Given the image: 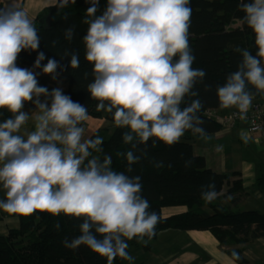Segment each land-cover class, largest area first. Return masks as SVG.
<instances>
[{"label": "clouds", "instance_id": "9594fccd", "mask_svg": "<svg viewBox=\"0 0 264 264\" xmlns=\"http://www.w3.org/2000/svg\"><path fill=\"white\" fill-rule=\"evenodd\" d=\"M75 2L49 0V5L63 9ZM85 2L89 7L83 22L88 27L82 40L85 60L93 66L87 92L98 102L97 111L111 113L116 127L128 129L122 134L123 143L132 145L135 137L138 144L153 140L172 146L185 131L204 135L203 120L195 115L203 107L201 101L194 99L181 108L185 96L198 95L194 85L206 76L193 67L190 0H106L102 10L100 0ZM238 7L254 34L257 51L236 50L242 60L216 94L221 108L235 107L244 120L254 98L248 86L264 92V0H240ZM65 35L71 41L74 28L66 29ZM39 46L27 12L16 3L0 7V110L11 113L0 122V190L5 194L0 210L18 216L37 211L63 214L79 220L80 234L65 238V248L85 246L105 257L107 264L117 257L132 261L127 241L151 239L159 217L149 211L150 203L141 194L140 176L113 170L107 156L103 160L92 156L90 150L101 151L103 139L84 138L88 109L59 87L49 92L39 85L34 69L56 80L59 63L48 59L42 64L46 57L40 52L32 69L17 66L22 51L35 52ZM79 66V56L72 54L71 69ZM28 103L35 110L25 111ZM29 121L32 129L26 127ZM240 135L246 142L248 134ZM135 147L122 153L128 172L141 159L134 155ZM154 165L162 167L163 162ZM218 196L209 191L202 199L207 204ZM239 259L238 253L231 254L232 264Z\"/></svg>", "mask_w": 264, "mask_h": 264}, {"label": "trees", "instance_id": "16d2710c", "mask_svg": "<svg viewBox=\"0 0 264 264\" xmlns=\"http://www.w3.org/2000/svg\"><path fill=\"white\" fill-rule=\"evenodd\" d=\"M105 3L106 0H100L101 10ZM239 3L240 0H190L192 15L189 46L195 56L193 67L204 70L206 76L194 85L193 91L198 95L185 96L181 108L190 105L194 99L201 101L203 107L195 115L203 120L205 134L185 131L180 141L172 146L153 140H149L147 145L138 144L135 137L132 145L124 144L122 134L128 129L116 127L111 113L97 111L98 102L91 99L87 92V86L93 79V66L85 60V45L82 40L88 27L83 22L89 7L85 0H76L75 4L70 3L63 9L49 7L33 21L40 38V46L35 52L22 51L19 62L33 67L38 53L42 52L46 57L42 64H46L48 59L59 63L57 75L69 80L68 96L84 105L89 116L104 119L114 126L113 134L106 140L103 139L101 131H96L91 136L92 139L97 136L103 139L101 151L90 150L92 156L102 159L106 153H110L114 158L113 170L125 172L129 176H140L143 185L141 194L150 203L149 211L156 212L159 217L155 236L151 239L144 237L143 241H139V238L127 241L128 253L133 247L151 251L159 235L168 230L207 231L222 247L243 246L264 239V213L257 210H236L246 197L243 180L240 177L232 179L240 174L214 172L207 167L204 157L195 155L193 146L196 139L216 133L225 125L216 117L223 116L229 108L219 106L216 90L225 83L230 73L237 70L242 56L236 50L247 48L253 54L257 51L254 34L241 19L243 13L238 7ZM49 14L52 18L51 27L48 29L40 21ZM69 27L74 28L71 41L65 35V30ZM204 38L207 39V45L204 44ZM65 52L68 53L67 56L64 55ZM72 54H77L80 58L78 69L70 67ZM247 90L253 94V99L256 100L254 103H263L259 102L262 92L250 85ZM24 110L32 111V108L25 105ZM209 112H213L216 117L209 116ZM10 117L11 113L7 110H0V122ZM133 145H136L134 155L141 156V159L128 172L127 160L122 153H126ZM145 151L146 156L142 155ZM155 161H162L163 166L155 167ZM186 161H191L187 167ZM213 182L214 188L211 187ZM226 186L228 189L224 192ZM254 186L264 195V163L258 166ZM209 191H216L219 196L206 204L202 195ZM229 196L231 199H228ZM178 207L185 210L166 215V209ZM0 211L4 216L19 218L21 223L19 229L0 236V264H107L105 257H100L85 246L77 250L65 248V238L71 240L80 234L79 220L63 214H40L39 211L30 216ZM57 223L60 224V229L55 227ZM233 252L240 256L235 261L236 264H251L244 256L242 248L233 247L227 254L231 257ZM113 264L134 263L133 260L117 257Z\"/></svg>", "mask_w": 264, "mask_h": 264}, {"label": "crops", "instance_id": "0c3cea01", "mask_svg": "<svg viewBox=\"0 0 264 264\" xmlns=\"http://www.w3.org/2000/svg\"><path fill=\"white\" fill-rule=\"evenodd\" d=\"M10 3H16L27 12L29 18L34 21L42 14L45 9L52 7L49 0H0V7ZM18 67L32 69L33 67L16 62ZM37 72L38 83L46 86L51 92L54 88H61L63 93L68 95L69 80L57 75L53 80L50 75H43L40 69H34ZM41 100L44 97L40 98ZM256 100H252L251 107ZM259 102H264V92ZM35 110L31 103L26 104ZM249 108V110L251 109ZM248 110V111H249ZM238 112L235 107L229 108L223 113ZM85 123V139L91 138L96 131H102V128L108 123L106 120H97L89 116ZM32 129V122L26 126ZM108 128L110 125H108ZM23 131V129H22ZM241 131L248 134L245 142L241 138ZM196 156L204 157L207 167L220 174L239 173L240 176L232 179L241 178L243 180L246 197L238 205V211L257 210L264 213V195L254 186L258 166L264 163V136L260 133L249 131L247 120H241L235 127L224 125V127L213 134L196 139L193 143ZM224 192L228 187L224 188ZM5 194L0 190V199H4ZM241 207H243L241 209ZM183 208L166 209V215L183 212ZM42 214L41 212H39ZM21 226L20 219L17 217L4 216L0 211V236H6L11 230H17ZM236 249L242 248L244 256L251 264H264V239H258L253 243L243 246H233ZM232 246L222 247L218 241L207 231H178L168 230L162 232L158 240L154 243L152 250L143 257L140 264H232L231 257L227 254ZM138 254V253H137ZM136 257V253H134ZM236 264V263H235Z\"/></svg>", "mask_w": 264, "mask_h": 264}, {"label": "built area", "instance_id": "2783aa9c", "mask_svg": "<svg viewBox=\"0 0 264 264\" xmlns=\"http://www.w3.org/2000/svg\"><path fill=\"white\" fill-rule=\"evenodd\" d=\"M209 116L216 117L213 112L208 113ZM225 125L235 127L241 121L238 112H231L221 117H216ZM247 120L249 123V131L252 133H260L264 136V103H254L247 112Z\"/></svg>", "mask_w": 264, "mask_h": 264}, {"label": "rangeland", "instance_id": "374dc122", "mask_svg": "<svg viewBox=\"0 0 264 264\" xmlns=\"http://www.w3.org/2000/svg\"><path fill=\"white\" fill-rule=\"evenodd\" d=\"M46 17H47V15H46ZM44 24H46V23H44ZM204 44L207 45V39L206 38H204ZM17 62H19V60ZM94 119L103 120V119H99V118H94ZM108 125H110V127H112V128H108ZM101 132H102L103 139L106 140V139H108L113 134V132H114V126L112 124H110V123H107L106 126L104 128H102V131ZM178 208H182V207H178ZM242 208L243 207H241V209ZM129 253H130V255L132 257H134V259H133V263L134 264H140V263H142L143 260H144L143 257L145 255H147V256H150L151 255V254L148 255V253H149L148 251L143 250L142 248H136V247L130 248ZM134 253H136V257L134 255Z\"/></svg>", "mask_w": 264, "mask_h": 264}, {"label": "water", "instance_id": "95a60500", "mask_svg": "<svg viewBox=\"0 0 264 264\" xmlns=\"http://www.w3.org/2000/svg\"><path fill=\"white\" fill-rule=\"evenodd\" d=\"M51 18H52V15L49 14L47 17L42 18L41 21H40V23H41V24L46 23L47 28L49 29V28L51 27ZM20 58H21V54H19V56H18V58H17V61L20 60ZM17 61H16V62H17ZM106 156L109 157V158L111 159V161H112V165H111V166H112V168H113L114 158H113V156H112L110 153H106V154L103 156V158H102L101 160H103Z\"/></svg>", "mask_w": 264, "mask_h": 264}]
</instances>
